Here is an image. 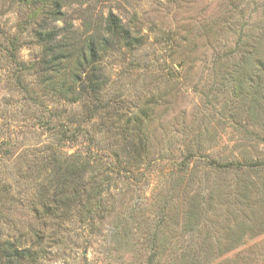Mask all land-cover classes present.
<instances>
[{
  "label": "rangeland",
  "instance_id": "374dc122",
  "mask_svg": "<svg viewBox=\"0 0 264 264\" xmlns=\"http://www.w3.org/2000/svg\"><path fill=\"white\" fill-rule=\"evenodd\" d=\"M63 13L60 34L113 13L140 42L105 51L97 99L63 100L43 87L33 9L0 0L1 238L33 249L23 264H264V68H242L264 46V0H68ZM95 152L128 161L103 186V224L89 232L72 205L52 227L48 158ZM96 167L86 177L107 175Z\"/></svg>",
  "mask_w": 264,
  "mask_h": 264
},
{
  "label": "trees",
  "instance_id": "16d2710c",
  "mask_svg": "<svg viewBox=\"0 0 264 264\" xmlns=\"http://www.w3.org/2000/svg\"><path fill=\"white\" fill-rule=\"evenodd\" d=\"M21 3L33 9V17L36 23L35 35L43 45L44 53L41 59L42 71L45 72V86L53 95L76 102L84 98L92 100L97 99L104 85L106 75L103 69H100L96 63L99 62L105 51L114 43L123 42L131 45L140 42L137 36L133 35L113 13H109L100 30L86 34L83 38L77 37L70 29H63L52 26L54 21L63 16V7L68 0H10ZM79 39H77V38ZM256 52L248 53L244 59L242 68H248L252 65L254 69L264 68V46L257 43ZM261 57L262 60L259 59ZM252 69V70H254ZM63 76V79H59ZM56 128H59L58 126ZM65 136L66 129L56 130ZM57 159V158H56ZM53 156L48 158L49 163L56 162L54 171L56 193L51 197L45 193H39L41 199L40 208L46 216L52 227H59L66 224L68 210L78 206V220L88 227L89 232L97 231V228L103 224L107 203L104 197L103 186L113 182L110 173L118 174L119 170L125 168L123 162L107 163L104 158L95 152L93 155L86 153L82 157L80 153L72 154L71 160L58 159ZM119 158H115V161ZM51 161V162H50ZM220 168L229 166H247L251 163L246 161H226L219 162L213 159L208 160ZM106 162V163H104ZM122 162V163H121ZM125 162V163H126ZM121 163V165H119ZM105 164L107 175L92 173L86 177V172L90 168L93 171L99 170L96 166ZM93 165V166H91ZM103 169V170H104ZM124 170V169H122ZM74 181V184L72 183ZM2 186V182H0ZM0 192L2 190L0 188ZM3 195L0 194V199ZM58 210H63L58 213ZM58 214V215H57ZM51 219V220H50ZM117 226V225H116ZM113 243L119 239H111ZM17 242V243H16ZM3 239L0 236V264H23L24 259H35V252L30 247H22L18 241ZM157 253L148 255V260L153 261Z\"/></svg>",
  "mask_w": 264,
  "mask_h": 264
}]
</instances>
